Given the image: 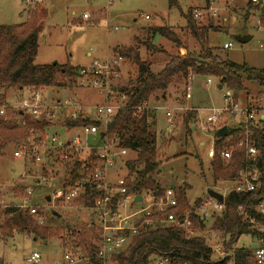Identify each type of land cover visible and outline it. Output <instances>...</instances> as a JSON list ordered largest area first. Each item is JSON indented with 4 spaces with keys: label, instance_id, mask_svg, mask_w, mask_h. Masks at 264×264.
I'll return each instance as SVG.
<instances>
[{
    "label": "rangeland",
    "instance_id": "374dc122",
    "mask_svg": "<svg viewBox=\"0 0 264 264\" xmlns=\"http://www.w3.org/2000/svg\"><path fill=\"white\" fill-rule=\"evenodd\" d=\"M35 10L46 9L47 19L39 35L38 50L34 63L48 65L57 63L74 69H89L93 62L103 63L114 56L115 48L134 47L142 61L150 64L153 73H160L168 62L186 54L197 56L203 49L210 50L223 61L246 64L250 68L264 69V30L258 28L256 20L259 13L254 10L246 13L247 0H41ZM24 0H0V25H17L27 19ZM210 5V6H209ZM211 7L216 11L213 16ZM198 8L202 16L197 23L209 28L203 43L197 42L186 30V16L189 11ZM33 10V11H35ZM90 16L88 20L83 17ZM98 16L102 18H98ZM148 16L145 20L143 17ZM97 17V18H96ZM168 27L177 42H171L158 35L151 38L148 29ZM239 38H249L240 43ZM224 44H231L224 49ZM121 78L119 86L125 85L137 76V68L131 60L123 59L120 63ZM207 76H189L191 98L174 101L181 97L187 82L174 79L165 93H158L146 104L156 114L154 130L158 143L165 140L164 157L158 174L162 187H178L188 184L187 199L192 205L202 200L206 191H217L223 183H215L210 171V159L207 154L213 148L215 131L204 132L205 120L212 114V109L223 106V89H218V79L211 78L206 85ZM208 78V77H207ZM78 77L64 87L43 89L44 97L50 100L71 99L78 101L85 108H95L106 104V94L92 87H80ZM246 97L259 96L261 90L254 82H243ZM8 96H16L15 90H7ZM243 93L238 94L241 96ZM120 102L119 95L111 92V105ZM180 102V103H179ZM170 109L182 108L174 114L176 122L169 127L165 113ZM189 109L197 111V119L190 125L191 133L186 136L182 126V116ZM229 124V123H228ZM230 126V125H228ZM50 134L67 137L60 129L52 128ZM203 145H200V144ZM136 154L129 151L125 161L134 160ZM36 168L24 164L23 160L13 155V147L5 148L0 156V224L7 206L22 205L28 208L40 207L46 212L56 211L69 229L76 224H85L81 211L63 208L60 204L53 208L46 206V197L51 196L55 184H40L32 187V194L27 197L25 189L31 187L33 177L39 173ZM127 174L125 163H118L109 172L112 180ZM21 187L24 189L21 191ZM144 200L147 195L143 194ZM148 201V200H147ZM144 202L141 206H146ZM212 221L207 223L209 229ZM212 250L221 246L219 233L208 232ZM67 243H71L68 231ZM63 241L52 239L46 242L34 240L27 234L17 233L10 239H0V264H26L25 258L36 252L40 255L39 264H58L63 257ZM248 236H241L235 247L251 246ZM217 257V255H216Z\"/></svg>",
    "mask_w": 264,
    "mask_h": 264
},
{
    "label": "trees",
    "instance_id": "16d2710c",
    "mask_svg": "<svg viewBox=\"0 0 264 264\" xmlns=\"http://www.w3.org/2000/svg\"><path fill=\"white\" fill-rule=\"evenodd\" d=\"M169 2L173 4L174 0H169ZM250 10L260 13L264 24V10L249 4L245 11L249 13ZM47 16V10L40 9L28 13L23 23L0 25V92H2L0 103L4 100L7 90L27 87L35 89L64 87L67 83H71L77 75L78 70L68 65L57 63L36 65L34 63L39 35ZM98 18L102 17L98 16ZM186 20V30L190 36L197 42L203 43L205 33L210 27L207 28L197 23L191 10ZM148 35L151 38L158 35L171 42H177L175 35L168 27L149 28ZM113 53L122 59L131 60L137 68L135 79L113 88L114 93L125 95L126 100L123 106L114 112L104 130L106 137L117 140L120 148L136 154L134 160L127 161L125 164L127 168L126 189L130 193L138 195L152 193L156 197L162 196L166 189H171L177 204L157 217L166 220L169 215H172L179 222L190 214V226L188 229L173 224H162L154 228L142 226L130 239L126 249L112 259V263L155 264L158 259L168 258L170 264H227L230 260L234 264H252V249L235 247V243L241 236L250 233L236 211L239 206H242L249 213H253L263 192L243 196L230 193L225 198L224 209L221 213L214 214L210 219L205 220L196 216L194 209L201 200H196L192 205L189 204L188 184L183 183L178 187H162L157 180L164 157L165 140L158 143L154 130L156 114L146 104L158 93H165L174 79L187 82L189 76L216 78L223 88L232 91L238 99L240 97L238 94L245 93L244 81L254 82L261 90L264 88V69H254L246 64L223 61L210 50L202 48L197 56L186 54L184 57L173 58L160 73L155 74L151 71L150 64L140 59L138 50L134 47L115 48ZM184 90L181 97H178V101L185 99ZM16 115L18 116L19 113ZM196 119L195 109L187 110L182 116V126L186 136L190 135V125ZM66 125L73 127L81 123L69 122ZM43 126L42 124L37 125L28 117L21 122H5L0 116V156L5 148L17 145L25 140L31 130L39 131L43 129ZM223 126L225 124L220 125V128ZM230 128L228 135L223 138L217 137L216 132L214 133L213 145L216 155L210 161L209 167L215 183L233 181L237 178L238 171L245 167L243 133L236 128ZM255 134V138L260 140L261 132L255 130ZM222 150H232L230 160L224 161L220 158L219 152ZM255 165L260 168V159H257ZM78 168L79 164L72 167L66 165L64 178L66 180L68 175L70 181L62 183L64 188L76 182ZM22 190L24 189L21 187ZM82 201L85 205L90 203L88 199ZM33 211L22 209L19 205L7 206L0 224V239L6 241L17 233L27 234L34 240L43 242L60 239L63 241V248L70 246L83 254H89L90 264H102L92 255L95 247L91 242L98 238L97 230L88 228L86 224H76L71 230L59 213L46 212L40 207L34 208ZM209 221L212 222L208 229ZM68 231L72 239L71 243L66 242ZM207 231L219 233L222 249L229 256L216 257L206 237Z\"/></svg>",
    "mask_w": 264,
    "mask_h": 264
},
{
    "label": "built area",
    "instance_id": "2783aa9c",
    "mask_svg": "<svg viewBox=\"0 0 264 264\" xmlns=\"http://www.w3.org/2000/svg\"><path fill=\"white\" fill-rule=\"evenodd\" d=\"M27 14L31 13L42 3L41 0H24ZM257 6L264 10V0H247V5ZM210 6V5H209ZM212 15L216 14L211 7ZM192 16L198 20L202 12L194 8ZM90 16L83 18L88 20ZM148 20V16L143 17ZM262 17L256 20L258 28L264 30ZM231 44H224V49H230ZM122 58L114 55L103 63L93 62L89 69L77 71L76 84L80 87H92L106 94V104L95 108H85L78 101L71 99L48 101L43 89L31 87L15 90L13 98L5 93L4 100L0 103V116L5 122H21L25 117L30 118L37 125H44L39 131L31 130L22 142L13 146V155L23 160L24 164L32 165L39 173L33 177L31 187L25 189L27 197L32 194V187L40 184L49 185L54 183L55 189L46 202V206L54 207L60 204L63 208L81 211L88 228L98 231V238L91 242L95 247L92 255L102 264H113L112 259L128 246L130 239L142 226L154 228L158 225H178L184 229L190 226V214L181 221L169 215L166 220L157 216L164 214L168 209L176 206V199L171 189H166L160 197L152 193L143 195L130 193L125 186V176L112 180L109 172L118 163L127 161L124 156L127 151L120 148L117 140L106 137L105 128L111 121L114 112L125 103V95H119L120 102L111 105L110 94L113 88L118 86L121 78L120 63ZM206 85L212 83L211 77L206 78ZM189 83L185 87V100L191 98V87ZM223 89V87L221 88ZM46 90V89H45ZM260 93V94H259ZM2 92H0V95ZM259 96L250 100H239L233 92L224 88L222 95L223 106L212 109V114L205 120L202 126L204 132L215 131L220 125L236 128L243 133L245 167L238 171L237 178L233 181L223 183L219 187L218 194L223 196V202L211 198L206 193L199 205L194 209V214L202 220L210 219L212 215L221 213L224 209V201L228 194L248 195L263 192L262 198L249 213L242 206L237 208V215L244 223L253 242L251 246H241L252 249V264H264V88L258 92ZM177 103V102H176ZM165 116L169 127H173L176 120L174 114L182 108H165ZM16 113H19L17 116ZM69 122H80L79 126H67ZM229 123V124H228ZM230 125V126H228ZM52 128L64 131L67 135L60 139L57 134H50ZM255 130L261 132V139H256ZM103 133V136L100 134ZM214 143V142H213ZM214 145L208 151L210 161L215 157ZM232 150H222L219 156L222 160H230ZM260 159V168L255 163ZM78 179L66 188L62 183L70 181L68 175L65 180L64 171L66 165L72 167L78 165ZM36 172V173H37ZM50 186V185H49ZM141 196V201H135ZM88 199L90 203L85 205L82 200ZM144 202L146 206H141ZM22 209L34 208L19 205ZM53 212V209L51 210ZM56 212V211H54ZM180 222H182L180 224ZM42 224V222H40ZM214 253L225 258L222 246H213ZM63 257L58 264H90V255L74 250L70 246L64 249ZM41 257L33 252L25 258L26 264H39ZM155 264H170L168 258L155 261ZM188 264V263H183ZM227 264H234L230 260Z\"/></svg>",
    "mask_w": 264,
    "mask_h": 264
},
{
    "label": "water",
    "instance_id": "95a60500",
    "mask_svg": "<svg viewBox=\"0 0 264 264\" xmlns=\"http://www.w3.org/2000/svg\"><path fill=\"white\" fill-rule=\"evenodd\" d=\"M249 40V38H239L238 41L240 43H245ZM54 64V63H53ZM217 88L220 90L222 88V86L219 84L217 86ZM21 89V88H20ZM231 129V128H228L226 126H223L219 129L216 130V136L219 137V138H223V137H226L228 135V130ZM101 136H103V133L100 134ZM206 193L208 194V196H210L211 198L217 200L218 202H223V196L218 194L217 192H215L214 190L212 189H208L206 191ZM47 202H49V198L46 199ZM135 201H138L140 202L141 201V196H137L136 197V200ZM182 222H180L181 224Z\"/></svg>",
    "mask_w": 264,
    "mask_h": 264
},
{
    "label": "crops",
    "instance_id": "0c3cea01",
    "mask_svg": "<svg viewBox=\"0 0 264 264\" xmlns=\"http://www.w3.org/2000/svg\"><path fill=\"white\" fill-rule=\"evenodd\" d=\"M239 100H250V98L249 97H246V93H244L243 92V94L238 98ZM174 101L175 102H177L178 101V97H176L175 99H174ZM200 145H203L202 143L200 144Z\"/></svg>",
    "mask_w": 264,
    "mask_h": 264
}]
</instances>
